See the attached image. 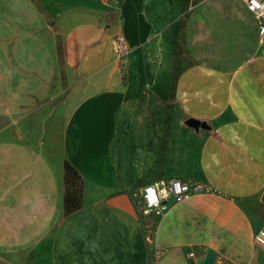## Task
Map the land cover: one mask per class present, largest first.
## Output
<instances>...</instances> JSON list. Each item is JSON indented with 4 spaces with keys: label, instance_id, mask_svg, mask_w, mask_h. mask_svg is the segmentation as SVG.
Masks as SVG:
<instances>
[{
    "label": "crops",
    "instance_id": "0c3cea01",
    "mask_svg": "<svg viewBox=\"0 0 264 264\" xmlns=\"http://www.w3.org/2000/svg\"><path fill=\"white\" fill-rule=\"evenodd\" d=\"M194 1L0 0V264H264V35ZM173 179L190 199L107 205Z\"/></svg>",
    "mask_w": 264,
    "mask_h": 264
},
{
    "label": "built area",
    "instance_id": "2783aa9c",
    "mask_svg": "<svg viewBox=\"0 0 264 264\" xmlns=\"http://www.w3.org/2000/svg\"><path fill=\"white\" fill-rule=\"evenodd\" d=\"M248 9L255 14L260 23L261 34L264 35V0H248ZM113 52L117 58H122L128 47L123 34H118L113 41ZM194 194L192 185L181 180L173 179L165 185H150L143 188L141 199L143 203L142 212L149 214L159 209L165 202L172 200L181 203L191 198ZM255 243L264 248V226L255 235Z\"/></svg>",
    "mask_w": 264,
    "mask_h": 264
},
{
    "label": "water",
    "instance_id": "95a60500",
    "mask_svg": "<svg viewBox=\"0 0 264 264\" xmlns=\"http://www.w3.org/2000/svg\"><path fill=\"white\" fill-rule=\"evenodd\" d=\"M186 125L197 131L200 130V128L208 129L209 127L206 122H202L194 118H189L186 121ZM107 205L119 208L135 219L139 218L137 210L127 194H121L110 198L107 201ZM196 264H230V263L226 260L220 263L218 253L212 248H207L205 251V255L197 258Z\"/></svg>",
    "mask_w": 264,
    "mask_h": 264
},
{
    "label": "rangeland",
    "instance_id": "374dc122",
    "mask_svg": "<svg viewBox=\"0 0 264 264\" xmlns=\"http://www.w3.org/2000/svg\"><path fill=\"white\" fill-rule=\"evenodd\" d=\"M194 0H184V9H183V12L184 13H187L189 11V9L192 7V5L194 4ZM138 214L140 216H143L144 213L142 212V209H143V203H142V199H141V194H138L135 198V204H134ZM153 260L154 257H153Z\"/></svg>",
    "mask_w": 264,
    "mask_h": 264
},
{
    "label": "trees",
    "instance_id": "16d2710c",
    "mask_svg": "<svg viewBox=\"0 0 264 264\" xmlns=\"http://www.w3.org/2000/svg\"><path fill=\"white\" fill-rule=\"evenodd\" d=\"M66 170H67L68 174L77 175V172H75L74 169L68 163L66 164Z\"/></svg>",
    "mask_w": 264,
    "mask_h": 264
}]
</instances>
